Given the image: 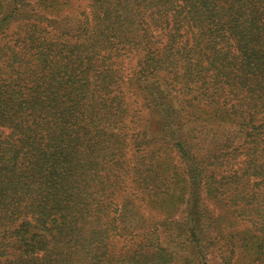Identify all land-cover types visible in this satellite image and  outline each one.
Masks as SVG:
<instances>
[{
    "label": "trees",
    "instance_id": "16d2710c",
    "mask_svg": "<svg viewBox=\"0 0 264 264\" xmlns=\"http://www.w3.org/2000/svg\"><path fill=\"white\" fill-rule=\"evenodd\" d=\"M0 264H264V0H0Z\"/></svg>",
    "mask_w": 264,
    "mask_h": 264
}]
</instances>
